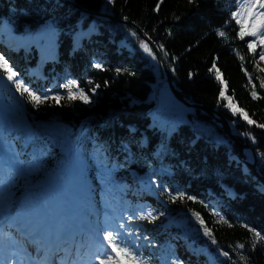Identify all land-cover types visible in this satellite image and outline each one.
<instances>
[{
    "label": "trees",
    "instance_id": "16d2710c",
    "mask_svg": "<svg viewBox=\"0 0 264 264\" xmlns=\"http://www.w3.org/2000/svg\"><path fill=\"white\" fill-rule=\"evenodd\" d=\"M238 2L0 0L1 54L17 78L39 95L64 97L36 107L11 82L8 90L0 89V108L11 114L16 108V118L3 125V133L16 139L22 156L35 165L28 177L15 178L8 190L9 208L24 195L21 211L34 213L39 204L25 194H40L38 189L57 173L63 180L77 162L84 186L92 191L84 194L83 208L101 209L102 192L117 198L121 210L133 216L129 229L141 237L136 240L140 251L152 255L150 264H185L174 238L182 240L196 264H264V184L240 159L232 138L212 115L179 101L167 83L163 90L168 97L156 107L157 91L166 79L150 43L132 24L79 8L141 27L161 50L175 87L187 100L224 114L233 133L254 149L264 175V128L257 126L264 124L262 49L258 43L254 54L247 48L253 38L240 39V25L232 15L240 10ZM217 69L223 82L216 79ZM71 81L91 103L68 99L69 91L77 92L64 87ZM227 97L255 123L234 113ZM127 182L137 196L151 191L164 217L137 219L146 211L140 214L127 202ZM179 191L196 200L172 202L169 192ZM194 211L215 242L204 234ZM250 229L259 233V240Z\"/></svg>",
    "mask_w": 264,
    "mask_h": 264
},
{
    "label": "rangeland",
    "instance_id": "374dc122",
    "mask_svg": "<svg viewBox=\"0 0 264 264\" xmlns=\"http://www.w3.org/2000/svg\"><path fill=\"white\" fill-rule=\"evenodd\" d=\"M259 5H256L253 11H261ZM242 13V16L246 15L244 10H239ZM247 26V25H246ZM1 54V51H0ZM258 63L264 68V60H261L258 55ZM166 80L163 85L157 91V97L160 96L161 102L168 97L166 90L164 89V84H166ZM166 89V88H165ZM163 92V94H160ZM16 108L13 111V114L9 112V109L1 106L0 108V184L3 185V193L12 185L14 182L10 183V169L15 170L19 169L21 174L24 176H29L35 170V165H33L32 159L25 160L22 156L20 144L14 138H6L4 135V127L3 125L10 126L13 118H16ZM12 116H14L12 118ZM95 143H98V140H94ZM103 150L106 152V146H102ZM126 186L129 188L127 202L133 203L134 206L138 207V211L141 213L142 210H152L154 215H157L160 218L164 217L165 210L163 207L157 202L154 198V194L148 189L143 190V195L141 197H137L133 190L132 182H127ZM90 188H86L84 186L82 180V171L77 162L70 167L66 179L64 182L59 180L57 177L52 178L42 189L40 194L36 193H27L25 198L29 196V200L36 202H45L46 206H41L38 210V214L32 217V223L30 225L27 224V218L18 210H14L9 212L6 208V203L2 199V195H0V251L2 253V258L4 254H8L7 256H11V260H15L16 264H27L28 263V255L30 254L31 258L37 261L36 245L32 243L34 239H39L41 245L43 246V239H45L48 234L51 232V228H45L46 222L51 223L53 219L55 220L60 214L57 210H62L63 208L68 209L63 214L74 213L73 218L78 217V220L82 222V227L86 230V232L92 233L93 237L97 234H101L105 229L109 230H119L117 225L120 222H125L126 227L130 225V222L127 220L128 215L125 212L121 211V206H119L120 202L117 198L111 196L108 192L101 193V205L103 206V210L94 211L96 214L95 217L90 218V213L83 212L82 204L84 202V194L90 191ZM55 193V196L63 202V206L54 207L51 203L52 193ZM90 199L93 196L92 193H89ZM89 199V200H90ZM23 204V203H22ZM56 206V205H55ZM69 208H67V207ZM102 214V225L99 224V219ZM98 219V220H96ZM78 221V222H79ZM91 222V224H89ZM26 224V225H25ZM23 226V231H29L31 236L27 239L26 243L31 245L32 254L24 253V257L21 256V251L19 250V242L16 238H12L10 235V231L12 234L16 235L19 233V227ZM58 230V228H57ZM101 236V235H100ZM176 249L179 250L183 255H185V244L181 242L180 238H174ZM25 241V239H24ZM23 241V242H24ZM136 242V241H135ZM23 244V243H22ZM21 244V245H22ZM85 247L86 244H85ZM85 254L87 253H96V246L85 249ZM143 256L149 260H152V255L147 253L145 250L141 249ZM96 256V254H95ZM94 256V257H95ZM27 257V258H25ZM51 259V258H50ZM0 264H3L0 261ZM186 264H192L186 262ZM194 264V263H193Z\"/></svg>",
    "mask_w": 264,
    "mask_h": 264
},
{
    "label": "snow or ice",
    "instance_id": "6c2138e0",
    "mask_svg": "<svg viewBox=\"0 0 264 264\" xmlns=\"http://www.w3.org/2000/svg\"><path fill=\"white\" fill-rule=\"evenodd\" d=\"M114 2V0H109V3ZM192 2V0H190ZM256 5H259L261 11H253ZM237 8L244 10L246 12L245 16H242L241 11L234 12L233 18L236 19V22L240 25L239 37L240 39H244V37H252L253 39L247 42V48L251 50L254 54L256 52V45L259 43L261 45V51L259 53V58L264 60V0H239L237 3ZM247 25V26H246ZM54 30V29H53ZM219 35L223 37L225 33L223 31L219 32ZM144 50L148 52L150 55H153L151 48H149L148 44L142 45ZM155 58V57H154ZM243 59V57H241ZM97 68H100V64L95 65ZM117 73L121 70L117 69ZM216 79L222 81V74L219 73V70H216ZM18 74L13 70L9 61L4 57V55L0 54V79L6 77L8 82H11L12 85L15 86L16 90L20 93L22 97L25 99H29L34 106L39 107L40 104L45 103L48 99H52L54 102H59L64 97L59 95L55 97L41 96L30 88L28 85L24 83L23 78H17ZM261 86L264 87V81L261 82ZM66 89L71 90L73 87L77 88V92L73 93L69 91L68 99L73 100H81L85 104L91 103L89 96L84 92L83 89H79V86L76 81H71L70 83L64 84ZM98 87V85L96 86ZM254 87V85H253ZM92 91H95L93 88ZM221 97H224V92L220 93ZM251 95L255 98L257 93L253 91ZM228 100L227 106L236 113L239 111L242 114V118L246 119L249 124H254L255 121L251 120L247 113H244L242 109H237L231 102V98L227 97ZM258 127L264 128V124L257 125ZM254 139V138H253ZM264 156V154H261ZM21 172L19 169L12 170L10 169V183L14 182L15 177L20 175ZM3 194V185L0 184V195ZM185 197L187 200L195 201L196 197L187 195L183 191L177 192L175 195L169 192V199L172 202L176 200H184ZM203 203V202H200ZM143 211V210H142ZM193 216L198 220L200 225L203 228L204 234L209 236L215 242L214 237L212 235V230L209 229L203 218L200 216V213L193 212ZM140 220H147L150 222H154L159 217L154 215L152 210H147L146 214H142L136 217ZM128 221L133 220V216L127 217ZM119 230H109L105 229L101 235V245L98 249L94 264H150V260L143 256V253L139 249V245L135 242L140 239L138 232L133 231L126 227L125 222H120L117 225ZM251 230V229H250ZM254 233L256 240L260 239V235L255 230H251ZM135 238V239H133ZM57 241L61 238L59 236L56 237ZM144 239H147L144 237ZM37 247V251L42 247L39 239H34L32 241ZM240 248H243L244 245L240 244ZM255 247V240L253 241V248ZM224 256H228L227 252L223 253ZM10 264H16L15 260H12ZM28 264H41L40 261H35L31 258L30 254L28 255Z\"/></svg>",
    "mask_w": 264,
    "mask_h": 264
},
{
    "label": "water",
    "instance_id": "95a60500",
    "mask_svg": "<svg viewBox=\"0 0 264 264\" xmlns=\"http://www.w3.org/2000/svg\"><path fill=\"white\" fill-rule=\"evenodd\" d=\"M79 8L83 12L105 16V17H107V18H109L111 20H114V21H117V22H120V23L132 24L141 33V35L150 43V45L155 50L156 54L158 55V57H159V59L161 61V65H162V68H163L164 76L166 78V82H167L170 90L177 97V99L179 101L185 103L188 106H192V107L194 106V107L202 109V110L206 111L207 113H209L210 115H212L217 120V124L222 127V129L232 138L233 142L239 148V150H240V153H239L240 159L243 162L246 163V165L253 172V174L257 177V179H259L264 184V175L261 174L260 171L257 168L258 158H257V155H256L254 149L250 145H248L247 143H243L233 133L232 127H231L228 119L220 111H218L217 109H214V108H212V107H210V106H208L206 104L193 103V102L187 100L186 96L175 87V85L173 83V80H172L171 72H170L169 67H168V64H167V62H166L161 50L159 49L157 44L141 29V27H139L135 23L129 21L128 19H120V18H117V17H115V16H113L111 14H108V13H98V12L90 11L88 9H85V8L81 7V6H79ZM0 87L1 88H7L8 87V84H7V81H6L5 77L3 79H0ZM249 151L252 153L251 155L249 154ZM246 155L250 156V160L246 159Z\"/></svg>",
    "mask_w": 264,
    "mask_h": 264
},
{
    "label": "bare ground",
    "instance_id": "6f19581e",
    "mask_svg": "<svg viewBox=\"0 0 264 264\" xmlns=\"http://www.w3.org/2000/svg\"><path fill=\"white\" fill-rule=\"evenodd\" d=\"M249 154L251 155L252 153L249 151ZM67 208H69V207H67ZM70 217V219H68ZM79 220H78V217H75V218H73L72 220H71V215H70V213H68V215H60L58 218H57V220H56V222H58L59 223V225H60V227H62V228H65L67 225L69 226V229H72L73 230V232H75V231H77V228H78V226L77 225H79L80 224V222H78ZM54 222H51V223H49L48 221L46 222V227H48V226H51L52 224H53ZM82 251V250H81ZM187 256V255H186ZM186 259V261L187 262H189V263H194L195 262V260L194 259H190L188 256H187V258H185ZM10 264V263H9Z\"/></svg>",
    "mask_w": 264,
    "mask_h": 264
}]
</instances>
